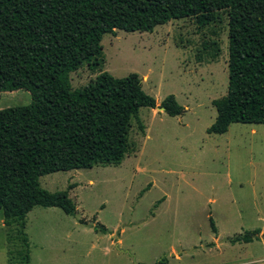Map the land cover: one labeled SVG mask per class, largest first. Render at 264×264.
<instances>
[{
  "label": "rangeland",
  "instance_id": "rangeland-1",
  "mask_svg": "<svg viewBox=\"0 0 264 264\" xmlns=\"http://www.w3.org/2000/svg\"><path fill=\"white\" fill-rule=\"evenodd\" d=\"M219 16L206 26L188 18L103 36L102 71L136 73L156 106L140 109L144 133L132 124L133 151L120 165L40 177L44 190L67 191L76 212L36 206L27 214L30 264H264V124L206 132L212 101L227 92V16ZM97 74L83 64L70 74L72 88ZM168 95L181 115L158 109ZM30 102L25 90L0 92V110ZM251 230L260 231L251 243L229 241ZM9 232L14 239L17 229ZM6 234L0 225V264H15L20 244Z\"/></svg>",
  "mask_w": 264,
  "mask_h": 264
},
{
  "label": "trees",
  "instance_id": "trees-1",
  "mask_svg": "<svg viewBox=\"0 0 264 264\" xmlns=\"http://www.w3.org/2000/svg\"><path fill=\"white\" fill-rule=\"evenodd\" d=\"M220 12L227 16V92L212 101L208 134H223L233 123L264 124V0H0V92L25 90L31 97L28 105L0 110V212L6 240L20 244L15 264H30L25 225L34 207L76 212L67 191L44 190L40 177L120 165L133 151L132 124L144 133L140 109L156 106L136 73L116 78L102 71L103 36L152 33L188 18L206 26ZM83 64L98 74L73 89L70 74ZM160 107L170 117L184 111L173 95ZM259 232L229 241L248 244Z\"/></svg>",
  "mask_w": 264,
  "mask_h": 264
},
{
  "label": "water",
  "instance_id": "water-1",
  "mask_svg": "<svg viewBox=\"0 0 264 264\" xmlns=\"http://www.w3.org/2000/svg\"><path fill=\"white\" fill-rule=\"evenodd\" d=\"M158 109H160L161 111H164V108L159 107ZM262 239H264V236H261Z\"/></svg>",
  "mask_w": 264,
  "mask_h": 264
},
{
  "label": "crops",
  "instance_id": "crops-1",
  "mask_svg": "<svg viewBox=\"0 0 264 264\" xmlns=\"http://www.w3.org/2000/svg\"><path fill=\"white\" fill-rule=\"evenodd\" d=\"M0 225H3L4 226V224H3V220L2 219H0ZM5 227V226H4ZM6 228V227H5ZM244 244V243H243Z\"/></svg>",
  "mask_w": 264,
  "mask_h": 264
}]
</instances>
